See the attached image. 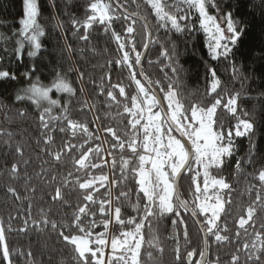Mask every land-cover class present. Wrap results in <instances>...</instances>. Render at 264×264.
Here are the masks:
<instances>
[{
    "label": "trees",
    "instance_id": "16d2710c",
    "mask_svg": "<svg viewBox=\"0 0 264 264\" xmlns=\"http://www.w3.org/2000/svg\"><path fill=\"white\" fill-rule=\"evenodd\" d=\"M117 2L150 28L142 73L171 120L191 142L185 117L213 108L212 129L229 147L208 170L222 183L215 221L199 205L194 153L179 183L207 232L205 264H264V0H203L237 32L218 56L189 0ZM34 6L32 32H22L25 0H0V84L12 86L0 93V264H198L194 220L174 195L163 210L139 182L159 145L147 136L149 109L172 184L185 160L170 169L166 138L178 137L137 70L145 26L112 0Z\"/></svg>",
    "mask_w": 264,
    "mask_h": 264
},
{
    "label": "rangeland",
    "instance_id": "374dc122",
    "mask_svg": "<svg viewBox=\"0 0 264 264\" xmlns=\"http://www.w3.org/2000/svg\"><path fill=\"white\" fill-rule=\"evenodd\" d=\"M189 1L199 10L202 28L208 35V48L210 53L213 56H218L219 54L227 52L231 43L237 38V32L233 27L230 16L210 15L205 12V3L203 0ZM35 15L34 0H25L24 18L21 20L20 24L22 32H32L30 30L35 21ZM11 88L12 86L10 84H0V93L6 95ZM45 92L46 93H43L37 90L36 94L38 96L42 94L47 96L48 90ZM149 105H152L151 100H149ZM213 113V108L208 110H197L192 113V120H190L189 117H185V122L183 125L181 124V127L183 128L184 126V129L189 131L195 166L199 167L198 174L200 173L202 176L204 195L199 200V205L202 212L209 213L213 221H215L223 207V200L219 194L222 183L211 179L208 175V170L228 152L229 147L223 142L222 136L216 134L212 129ZM148 115L150 121L146 127L147 136L149 140H152V142L156 144H158L157 142L159 141V145L151 150L149 161L144 164L143 172L145 174L139 177V182L147 193L150 191L151 195H153L154 192L157 191L156 200L160 203L161 208L165 211H170L173 208L172 197L174 192L173 184L169 179L168 170L165 168L164 162L166 158L161 154L165 152L161 147L162 142L159 140V134L163 130V125L160 120V115L157 112L149 109ZM152 131H155L154 135L151 134ZM165 146L170 151L171 157L175 159L170 165V169L175 172L180 166L181 159H186L185 150L180 140L172 136L166 138ZM167 154L168 152H166V155ZM145 166L148 168V171H145ZM143 182H146V184H143ZM215 188H217V190H215ZM72 240L81 252L85 250L83 239L74 238ZM111 249L119 250L118 244L116 245V243L112 241ZM108 252V249L105 250V256Z\"/></svg>",
    "mask_w": 264,
    "mask_h": 264
},
{
    "label": "water",
    "instance_id": "95a60500",
    "mask_svg": "<svg viewBox=\"0 0 264 264\" xmlns=\"http://www.w3.org/2000/svg\"><path fill=\"white\" fill-rule=\"evenodd\" d=\"M112 1H113L114 5L122 13H124L127 17L135 19L137 21H140L145 26V29L147 32V43H146V46L144 48V51H143L139 61H138L137 70H138V73H139L141 80L146 85V87L149 89L151 94L153 95V97L156 101V104H157V106H158V108H159V110L163 116V119L166 121V123L169 126V128L171 129V131L178 137V139L180 140V142H181V144L185 150V154H186L185 162L183 163V165L181 166V168L179 169V171L177 172V174L175 175V177L173 179V192H174V196H175L178 204L180 205V207L191 216V218L194 220V222L196 223V225H197V227L201 233L202 243H203V251H202L201 261L199 262V264H205L206 259H207V232H206L205 228L203 227L202 223L199 221L196 214L191 210L190 207H188L185 204V202L183 201V199L180 195V190H179V183H180L181 177L183 176L184 172L188 168V166L192 160V157H193V148H192L191 142L183 134V132L175 125V123L171 120L170 116L168 115V113L165 109L162 98L154 90V88L149 84V82L145 79V77L142 73V63H143V60L147 54V51L150 47L151 40H152V34H151V31H150V28H149L147 22L141 16H138V15H135V14H132V13L126 11L124 8H122L119 5L117 0H112Z\"/></svg>",
    "mask_w": 264,
    "mask_h": 264
},
{
    "label": "built area",
    "instance_id": "2783aa9c",
    "mask_svg": "<svg viewBox=\"0 0 264 264\" xmlns=\"http://www.w3.org/2000/svg\"><path fill=\"white\" fill-rule=\"evenodd\" d=\"M151 134H155V131H152ZM145 171H148V168L145 166Z\"/></svg>",
    "mask_w": 264,
    "mask_h": 264
},
{
    "label": "bare ground",
    "instance_id": "6f19581e",
    "mask_svg": "<svg viewBox=\"0 0 264 264\" xmlns=\"http://www.w3.org/2000/svg\"><path fill=\"white\" fill-rule=\"evenodd\" d=\"M124 14V13H123ZM171 118V117H170ZM173 121V120H172ZM166 122V121H165ZM169 127V126H168ZM197 226V225H196ZM199 264V263H198Z\"/></svg>",
    "mask_w": 264,
    "mask_h": 264
}]
</instances>
